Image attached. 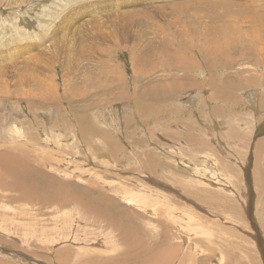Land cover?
<instances>
[{
    "label": "rangeland",
    "instance_id": "rangeland-1",
    "mask_svg": "<svg viewBox=\"0 0 264 264\" xmlns=\"http://www.w3.org/2000/svg\"><path fill=\"white\" fill-rule=\"evenodd\" d=\"M36 1L38 0H0V50H2L0 51V72L3 73L0 77L2 82H0V93L7 86L12 91L16 88L25 87L24 84L19 85V79H16L17 76H15L18 74L26 77L27 75L34 77L38 74L39 80L37 79V83H40L48 76L47 73L50 72L51 78L49 82L53 85L49 87V90H54V94L57 97L59 95L63 96L64 90L68 89V84H65L66 74L68 76L71 75L70 77L78 78V86L81 90L86 88L84 82L92 75L101 81V86L98 87L97 85L95 88H89L84 91L78 100L76 98L64 100L61 97L60 99L53 98L46 103L39 101L37 108L40 110L38 113L31 111L24 102L14 103L15 97L10 99L6 97L8 98L6 99L0 96V137H3L0 138V152L13 156V151H19L21 155L18 152H14V155L40 172L35 173L34 177H26L21 182L23 187H28L31 181L38 182V185L43 181L47 183L48 189L51 191L40 199L34 197L33 194L24 199V195L21 197V191L4 190L1 187V183L3 182V176L7 175L2 173L0 168V264L120 263H113L110 260L111 258L115 260L116 255L123 246V244L118 242L116 231L113 228L110 229L106 222L86 210L83 205L66 202L65 197L58 193L61 190L72 195L80 193V190H87L96 195L101 192L107 200L113 201L114 205L122 204L121 207L130 208L134 213L141 215V217L137 218L135 227H128V232L143 225L149 238H156V235H158L162 243V245H158L159 249L173 251V253L168 254L172 258L163 264H215L217 259L215 253L219 252L221 248V244L216 243V237L218 236L221 237H218V240L222 243L224 250L228 251L230 249L227 254L234 252L239 255L233 264H264V30L262 34L253 26L254 22L259 21H255L251 11L253 10L256 15H263L264 0H119V2L118 0H69V3H66L68 0H54L56 2L42 0V3ZM234 4L241 7H235V9L230 10L229 6ZM183 5L185 6L184 11H186L185 14L180 15L182 17V25L179 26L177 25V18L173 16L175 11H177L174 7L183 8ZM160 6H163L164 10H157ZM129 11H137L141 14L151 13L158 20V24L152 26V23L156 21L151 18L147 23L150 28L148 26L147 29L139 27L138 32V27L136 26H139L140 20L143 21L146 18L140 17L137 23L134 24L135 26H129L130 28L124 26L123 18L127 17L128 14L126 12ZM210 11H215L218 15L220 13L223 16L225 26L242 25L241 22H235L238 17L245 18L246 21L254 20L249 22L245 28L243 23L241 28L244 30L242 31L237 30L236 33H233V31L229 30L228 34L232 36L231 40L228 37L229 35L224 34L223 31H221L223 36L213 35L216 43H212V47L209 36L203 34V36L195 39L192 28L193 26L200 28L204 20L211 21L210 18H207ZM109 15L112 21L109 20L108 24L113 25V27L116 26L117 29L123 32L115 33L111 37L106 36L107 32L104 27L101 28L102 30H91L92 32H90L94 25L97 28L100 27L101 23L97 20L101 21V18L105 19ZM185 20L187 24H184ZM188 21H191V25ZM218 21L220 23V19ZM180 27L185 31V33H181L182 35L177 33L176 30ZM9 28L11 33L9 31L6 32ZM125 28L126 30L124 31ZM166 34L169 37L165 38V42H168L171 52L165 54L164 52H159V54L155 52V57L149 54V66L146 62H141V64L146 66L147 71L134 72L133 68L138 65V62L134 63L131 59L132 56L128 46L132 43L128 42L139 37L137 40H140L141 46L138 45L139 50L137 51L141 52L142 50L140 49L144 51V47L147 48L148 44H151L149 41L153 38L158 40L161 37H166ZM204 36L206 39L208 37L210 43L204 40ZM109 37L113 39L114 43ZM234 38L237 43L233 41ZM146 39L147 41H145ZM179 39L184 42H180ZM244 41L245 46H241ZM223 42L228 45L223 44ZM177 43H180V46ZM197 43L201 46H197ZM96 46L100 48L94 49ZM208 46L214 52L213 54L209 52V62L202 56L203 51L209 50ZM231 48L236 51L234 52L233 50L232 52ZM239 51H242V53ZM220 52H222L221 55L219 54ZM42 53L47 54L44 59ZM182 53L186 54L185 56L189 59H191V56L196 59V62L187 72L189 74L187 76H181L182 72L169 70L171 63H173L171 61H174V59L178 60L179 56L183 55ZM34 55H36L37 60H35L36 57L34 58ZM49 55L51 56L49 57ZM7 56L14 57L12 58L14 60H10L11 57L8 58ZM202 57L204 60H202ZM46 58H51L50 65L55 64L52 71H49V67L44 64ZM62 65L70 67L64 72V66ZM153 66H157V69L153 70ZM112 71L116 73L115 77ZM102 73L104 74L102 75ZM133 74L137 80L139 97H143L141 96L142 90L151 87L166 88V84L169 82L175 86V89L166 88L169 93L155 97L153 99L154 102L151 104V100H149L150 106L148 104L145 106L144 104L135 108L133 99H129L128 105L125 104L126 102L119 103L123 100L108 103L105 98L109 97L111 89L114 88L115 92L122 91L123 84H125V81L129 83ZM173 75L177 78V82L171 81L176 79ZM121 76L123 78H120ZM197 78L201 88L204 89L202 93L199 92L200 86L196 84L198 83L196 81ZM209 78L210 80H208ZM91 79L94 80L93 78ZM203 79H206V81ZM107 83H110V88L106 86ZM129 85L131 86L132 82ZM143 85L145 86L143 87ZM86 99L100 102L97 107L92 108L88 102L85 105ZM71 109L80 114H84L85 111L89 115L87 123L98 131L94 135L96 137H92V134L88 132L86 133L88 134L87 136H84L86 134L83 135L84 132L77 126V118ZM107 118L108 120H106ZM203 118L204 120H202ZM21 121L22 124L20 123ZM10 124H13L12 126L14 127L21 126L19 130L17 127V132H11L9 129ZM107 126L109 127L108 129H106ZM31 127L32 129L40 128V132L43 135L39 140L40 142L42 141V144L37 145V148L49 151L50 153L48 152L47 157L39 156L32 149L29 150L26 147L25 149L21 147L20 150L12 148L15 143L23 142L25 137V141L29 142L27 136L24 135L19 138L17 135L21 131L24 133L25 131H31ZM58 127H62L65 130L62 128L61 130ZM110 130L113 132L111 133ZM54 131L57 133L55 134ZM103 131H105V135ZM59 132L64 133L67 138H64V134L62 135ZM68 132H71V135ZM67 134L71 136V139L74 137L73 139L75 140H71ZM49 135H52V137ZM15 137L18 141H14ZM55 137L56 139L57 137L62 139L58 140V143L63 148L65 147L66 152L54 147L53 144H56ZM64 139L67 144L63 142ZM70 140L75 142V146ZM88 140L91 142L90 145H88ZM27 150L30 152L29 156H27ZM105 153L106 155H104ZM65 156L68 157L70 162L64 161ZM106 156L110 158L106 160ZM209 158H211L212 163ZM213 161L215 162L213 163ZM62 164L65 169L62 168ZM70 166H73V168H70ZM94 173H99L102 176H96ZM74 175L79 177H72ZM111 182L112 185L116 183L112 186ZM96 183L103 188L100 189ZM212 183L218 184L221 188L214 186L205 187ZM225 183L228 185L226 186L227 188ZM10 184L12 185V183ZM111 186L115 189L113 193L106 190L111 188ZM224 188H226L225 191ZM129 189H135L133 193L136 191L135 193L138 194L135 196L134 194L130 195L132 190L130 191ZM138 189L139 191L144 189L143 193H139ZM239 190L240 192H236ZM149 192H151L150 197H148ZM121 193L124 195L122 196ZM159 193L162 194L160 195ZM155 194H159V196L156 197L157 195L155 196ZM221 194L225 195L223 197L225 200H220L222 199ZM133 196L134 198H131ZM138 196L146 199L150 198V200L154 196L156 199L153 198L155 201L152 200L153 205L156 204L155 210H153L154 207L149 209V207L153 206L152 200H147L146 205L148 206H143L146 207V209H143L142 205L140 206L135 201V197ZM229 197H233L231 198L232 200ZM239 197L241 198L238 200L237 198ZM93 199H95L93 201L97 200V198ZM122 199H127L129 202ZM226 199L230 201L226 202ZM168 203L172 206L166 209L169 207L167 206ZM216 204L219 206H216ZM225 204L227 205L225 206ZM158 206L161 208L159 209ZM240 206H242L244 211L241 210L239 212ZM172 207L174 208L172 209ZM77 208L80 210L81 217L77 213ZM183 208L184 210L182 211ZM192 208H195L194 210L199 215L193 214ZM170 209L171 213L168 212ZM188 209L192 210V213ZM146 210H150L151 214L148 213L150 211L147 212ZM184 211H188L189 215L188 212L185 213ZM164 212L168 213L165 214ZM174 212L182 217L185 222L190 223L196 220L195 223L201 225V228H197L195 232L186 230V228L184 230L185 225L176 224L174 218H171ZM86 214H92L95 218ZM196 215L201 216V218ZM225 215L227 216L226 220ZM243 215L246 217H243ZM189 217L191 218L190 221ZM199 219L201 221H198ZM74 220L75 222H73ZM59 221L60 223H58ZM193 223H191L193 228L197 227ZM45 225L48 228H45ZM67 225L69 228H67ZM33 227L35 228L32 229ZM201 229H204L203 233ZM219 229L221 231H218ZM157 230H160V232ZM31 231L33 233H30ZM105 231H110L111 242L106 240L105 236L100 235V233L103 234ZM217 231L222 234H218ZM84 232H86V235ZM141 234L140 232L139 234L137 233V237H141ZM147 234H144L146 240ZM96 237L99 239L93 247V240ZM198 237L202 239L210 237L216 242L199 241ZM4 238L12 244L5 242ZM70 238L74 240L73 243H71L72 240ZM131 238L132 235L129 234V239L131 240ZM222 238H225L226 242ZM78 239L79 241H77ZM70 240L69 244L68 241ZM76 242L77 244L75 245ZM227 242L229 243L227 244ZM134 243H129V245ZM235 246L238 249L233 248ZM63 247H68L70 249L68 251L71 252L61 262L56 260V253L58 250L64 249ZM76 247L78 248L76 249ZM95 248H98L100 252L97 249L95 250ZM152 250L154 249L152 248ZM221 253L223 254V251ZM90 256H94L95 259H91ZM251 256L254 257L255 262L250 261ZM224 260L223 264H231L229 258Z\"/></svg>",
    "mask_w": 264,
    "mask_h": 264
},
{
    "label": "bare ground",
    "instance_id": "bare-ground-1",
    "mask_svg": "<svg viewBox=\"0 0 264 264\" xmlns=\"http://www.w3.org/2000/svg\"><path fill=\"white\" fill-rule=\"evenodd\" d=\"M53 2H56V1H54V0H52ZM92 1V0H91ZM254 1V0H253ZM36 2H41L42 3V0H38V1H36ZM118 2H119V0H118ZM124 2V1H123ZM200 2V1H199ZM64 3H65V1H64ZM66 3H69V0L66 2ZM102 3V2H101ZM127 3V2H126ZM95 4V3H94ZM94 4H91V5H94ZM204 4V3H203ZM214 4V3H213ZM84 5V4H83ZM99 5V4H98ZM102 5V4H101ZM119 5H121V4H119ZM179 5V4H178ZM201 5H202V3H201ZM205 5V4H204ZM95 6V5H94ZM194 6V5H193ZM203 6V5H202ZM206 6V5H205ZM240 5H237V4H234V5H232V6H229V9L231 10H233V9H235V7H239ZM97 7V6H96ZM184 5H183V8H181V7H174L175 9H177V11H175V13L173 14V16L175 17V18H177V25H182V21H181V16L180 15H182L183 13L185 14V11H184ZM196 7V6H195ZM204 7V6H203ZM202 7V8H203ZM207 7V6H206ZM241 7V6H240ZM83 8V7H82ZM193 8V7H192ZM63 9V8H62ZM119 9H120V7H119ZM228 9V10H229ZM87 10V9H86ZM157 10H164V7L163 6H160V7H158L157 8ZM199 10V9H198ZM203 10V9H202ZM205 10V9H204ZM229 10V11H230ZM192 11V10H191ZM200 11V10H199ZM207 11H208V9H207ZM252 11V13H253V15H254V18H255V21H259V22H254L253 23V26L255 27V28H257L261 33H262V31L264 30V14L263 15H256L255 14V12L253 11V10H251ZM87 12V11H86ZM198 12V11H197ZM89 13V12H88ZM123 13V12H122ZM128 15H127V17L126 18H123V25L124 26H133L134 24H136L137 23V21L139 20V18L140 17H146L143 21H141L140 20V22H139V26H136V27H138V32H139V27L140 28H145V29H147V26L149 25V24H147L148 22H149V20H151V18L152 19H155V21L156 22H154V23H152V26H154V25H157L158 24V20H156V17L155 16H153L151 13H145V14H141V13H139V12H137V11H129V12H126ZM125 13V14H126ZM187 13V12H186ZM119 14V13H118ZM170 14H172V12H170ZM194 14V13H193ZM199 14V13H198ZM207 14V13H206ZM70 15V14H69ZM167 16H168V14H166ZM220 15V16H219ZM219 15L218 14H216V12L215 11H210V13L208 14V16H207V18L209 19H211V21H208V20H204V22H203V25L199 28L198 26H193L192 28H193V30H194V35H195V39L198 37L199 38V36H203V34H205V35H207V36H209V40H210V42H211V45H212V43H216V41H215V39L213 38V35H220V36H223L222 35V32L221 31H223V33L224 34H226V35H229L228 34V32H230L229 30H231V31H233V33H236L237 32V30H239V31H242V30H244V29H242L241 27L243 26V23L245 24V26H244V28L247 26V24L249 23V22H251L252 20H254V19H251V20H249V21H246L245 20V18L244 19H242V18H240V17H238V18H236V20H235V22H237V23H239V22H241V24L242 25H240V26H225V23H224V19L222 18L223 16L219 13ZM100 16V15H99ZM171 16V15H170ZM191 16V15H190ZM101 17V16H100ZM259 17V19H257ZM118 18V17H117ZM165 18V17H164ZM184 18V17H183ZM221 18H222V20H221ZM100 19V18H99ZM113 19V18H112ZM116 19V18H115ZM148 21H147V20ZM159 19V18H158ZM166 19V18H165ZM172 19V18H171ZM204 19V18H203ZM220 19V23H219V20ZM109 20H111V17H110V15L109 16H107V18H101V21L100 20H97L99 23H101L100 24V27L99 28H97V26L96 25H94V27H93V29H90V32H92L91 30H93V31H96V30H99V29H101L102 27H104V29H106V32H107V35L106 36H110L111 37V35H113V34H115V33H118V32H123V31H121V30H119V29H117L116 28V26H114L113 27V25H109L108 24V21ZM194 20H196V19H194ZM112 21V20H111ZM197 21V20H196ZM66 22V21H65ZM184 22V21H183ZM189 22V21H188ZM191 22V21H190ZM189 22V23H190ZM202 22V21H201ZM111 23V22H110ZM117 23V22H116ZM120 23V22H119ZM160 23V22H159ZM179 23H181V24H179ZM170 24H173V23H170ZM184 24H187V22H186V20H185V22H184ZM196 24H197V22H196ZM190 25H191V23H190ZM135 26V25H134ZM162 26V25H161ZM160 26V27H161ZM175 26V25H174ZM213 26V27H212ZM83 27V26H82ZM135 27V28H136ZM149 28H150V26H148ZM182 27V26H181ZM181 27L179 28V29H176L177 30V33H180V35H182L181 33H185V31L183 30V29H181ZM232 27V28H231ZM130 28V27H129ZM134 28V27H133ZM155 28V27H154ZM214 28V29H213ZM85 29V28H84ZM83 29V30H84ZM132 29V28H131ZM144 29V30H145ZM156 29V28H155ZM160 29V28H159ZM158 29V30H159ZM172 29V28H171ZM10 30V28L9 29H7L6 30V32L7 31H9ZM13 30V29H12ZM87 30L89 31V29L87 28ZM102 30V29H101ZM126 30V28L124 29V31ZM104 31V30H103ZM160 31H161V29H160ZM164 31V30H163ZM191 31V30H190ZM10 32V31H9ZM193 32V31H192ZM11 33V32H10ZM189 33H191V32H189ZM3 34V33H2ZM93 34V33H92ZM130 34H132V33H130ZM188 34V33H187ZM263 34V33H262ZM5 35V34H4ZM62 35V34H61ZM78 35H81V34H78ZM86 35V34H85ZM94 35V34H93ZM135 35V34H134ZM136 35H137V32H136ZM139 36H140V34H138ZM144 35V34H143ZM163 35V34H162ZM264 35V34H263ZM8 36H9V34H8ZM10 36H12L11 34H10ZM173 36V35H172ZM186 36H188V35H186ZM235 36V35H234ZM84 37V36H83ZM110 37H109V39H110ZM127 37H128V35H127ZM160 37H161V35H160ZM167 37H169V35L168 34H166V37H161V38H159L158 40H156V39H152L151 41H149V43H151V44H148V47L146 48V47H144L145 48V50L143 51V49H140V50H142L141 52H138L137 50H139L138 49V45H140V40H137L139 37H137V39H134L133 41H131V42H128V43H132L130 46H128L129 47V51L131 52L130 53V55L132 56V60H133V62L135 63V62H138V65L137 66H135L133 69H134V72H138V73H141V72H145V71H147V68H145L146 66L144 65V64H141V62H146V64H148V66H149V61H150V59H149V54H151V55H153L154 57H155V52H158V54H159V52H164V54L165 53H169V52H171L170 51V46L168 45V42H165L166 40H165V38H167ZM183 37H184V34H183ZM194 37V36H193ZM228 37H230V40H231V37L232 36H228ZM3 38V37H2ZM1 38V39H2ZM6 38H7V36H6ZM57 38H58V36H57ZM129 38H130V35H129ZM143 38V37H142ZM141 38V39H142ZM156 38V37H155ZM158 38V37H157ZM173 38V37H172ZM190 38V37H189ZM205 38V39H204ZM204 38L202 37V39H204V40H207L208 42H209V40H208V37H207V39H206V37L204 36ZM219 38V37H218ZM240 38V37H239ZM86 39V38H85ZM95 39V38H94ZM184 39H186V38H184ZM183 39V40H184ZM3 40H4V38H3ZM93 40V39H92ZM91 40V41H92ZM110 40H112V42H113V39H110ZM116 40V39H115ZM122 40V39H121ZM187 40V39H186ZM194 40V39H193ZM198 40V39H197ZM216 40H217V38H216ZM2 41V40H1ZM9 41V40H8ZM87 41H89V40H87ZM90 41V42H91ZM95 41V40H94ZM118 41H120L119 39H118ZM142 41H143V39H142ZM145 41H147V39L145 40ZM179 41H180V39H179ZM178 41V42H179ZM233 41L234 42H236L237 43V41H236V39L234 38L233 39ZM180 42H182V41H180ZM184 42V41H183ZM182 42V43H183ZM187 42H188V40H187ZM201 42V41H200ZM209 42V43H210ZM242 42V41H241ZM5 43V42H4ZM114 43V42H113ZM143 43H146V42H143ZM181 43V44H182ZM3 44V43H2ZM71 44V43H70ZM97 44V43H96ZM111 44V43H110ZM171 44V43H170ZM177 44H179V46H180V43H177ZM192 44V43H191ZM193 44H194V42H193ZM223 44H225V45H228L226 42H223ZM1 45V44H0ZM147 45V44H146ZM157 45H158V48H157ZM161 45V46H160ZM172 45V44H171ZM195 45V44H194ZM204 45L205 46H207V44H205L204 43ZM209 46H210V44H208ZM5 46V45H4ZM116 46H118V45H116ZM141 46V45H140ZM197 46H201L199 43H197ZM203 46V45H202ZM208 46V47H209ZM218 46V45H217ZM235 46V45H234ZM241 46H245V41L242 43V45ZM30 47V46H29ZM36 47V46H35ZM160 47H162V48H160ZM182 47V46H181ZM204 47V46H203ZM212 47H213V45H212ZM0 48H1V46H0ZM98 48H100V47H98ZM97 48V46H96V48H94V49H98ZM141 48V47H140ZM142 48H143V46H142ZM176 48V47H175ZM216 48V47H215ZM245 48V47H244ZM29 49V48H28ZM125 49V48H124ZM174 49V48H173ZM178 49V48H177ZM181 49V48H180ZM179 49V50H180ZM12 50V49H11ZM15 50V49H14ZM56 50V49H55ZM70 50V49H69ZM183 50V49H182ZM206 50V49H205ZM231 50H232V52H233V48H231ZM0 51H2V50H0ZM66 51V50H65ZM73 51H74V49H73ZM94 51H96V50H94ZM99 51V50H98ZM202 51H203V49H202ZM215 51V50H214ZM226 51H227V48H226ZM229 51V50H228ZM236 50H234V52H235ZM28 52H29V50H28ZM31 52V51H30ZM175 52H177V51H175ZM179 52V51H178ZM204 52V51H203ZM203 52H202V56L209 62V52H211L212 54L214 53L213 51H212V49H210V47H209V50H206L205 52H204V54H203ZM239 52H241L242 53V51H239ZM8 53V52H7ZM19 53V52H18ZM52 53H53V51H52ZM173 53V52H172ZM221 53L222 52H220L219 54L221 55ZM230 53V52H229ZM14 54H17V53H14ZM20 54V53H19ZM28 54V53H27ZM59 54V53H58ZM67 54H69V53H67ZM118 54V53H117ZM176 54H178V53H176ZM183 54V53H182ZM188 54H189V52H188ZM3 55H4V52H3ZM11 55H12V53H11ZM42 55L44 56L43 57V59L47 56V54L46 53H42ZM56 55V54H55ZM170 55H172V54H170ZM186 54H183V55H181V56H179V58H178V60L177 59H174V61H171V62H173V63H171V65H170V67H169V70L170 71H179V72H182L183 74H185V75H181V76H187V75H189V74H187V72L191 69V67L193 66V64H194V62H196V59H194V57L193 56H191V59H189V58H187L186 56H185ZM15 56V55H14ZM40 56V55H39ZM51 55H49V57H50ZM73 56V55H72ZM160 56V55H159ZM165 56V55H164ZM188 56V55H187ZM212 56V55H211ZM8 57V56H7ZM11 57V59L10 60H12V58H14V57H12V56H10ZM10 57H8V58H10ZM36 57V55H34V58ZM68 57V56H67ZM166 57V56H165ZM175 57V56H174ZM176 57H177V55H176ZM203 57H202V60H204L203 59ZM1 58V57H0ZM23 58V57H22ZM32 58V57H31ZM40 58H41V56H40ZM158 58V57H157ZM156 58V59H157ZM160 58V57H159ZM163 58V57H162ZM168 58H169V55H168ZM212 58V57H211ZM19 59V58H18ZM24 59H25V57H24ZM152 59H153V57H152ZM165 59H167V58H165ZM170 59H171V57H170ZM213 59V58H212ZM14 60V59H13ZM12 60V61H13ZM35 60H37V57H36V59ZM41 60V59H40ZM154 60V59H153ZM173 60V59H172ZM43 61V60H42ZM45 61V60H44ZM50 61H52L51 60V58H46V62H44V64L47 66V67H49L48 68V70L49 71H52L53 69H54V67H55V64H51L50 65ZM66 61V60H65ZM164 61V60H163ZM162 61V62H163ZM8 62H9V60H8ZM11 62V61H10ZM38 62V61H37ZM152 62V61H151ZM150 62V63H151ZM161 62V63H162ZM169 62V61H168ZM167 62V63H168ZM204 62V61H203ZM1 63H3V62H1ZM32 63V62H31ZM36 63V62H35ZM90 63V62H89ZM133 63V64H134ZM154 63V62H153ZM164 63V62H163ZM170 63V62H169ZM205 63V62H204ZM222 63V62H221ZM38 64V63H37ZM40 64L42 65V63H41V61H40ZM66 64V63H65ZM99 64V63H98ZM110 64V63H109ZM137 64V63H136ZM69 65V64H68ZM154 65V64H153ZM206 65V64H205ZM62 66H64V72L65 71H67L66 69H69V67L70 66H67V65H62ZM95 66V65H94ZM87 67V66H86ZM154 67V66H153ZM157 67V66H156ZM156 67H154L153 68V70H155V69H157ZM5 68V67H4ZM110 68V67H109ZM149 68V67H148ZM151 68V67H150ZM92 69V68H91ZM207 69V68H206ZM72 70H74V69H72ZM75 70H76V68H75ZM90 70V69H89ZM112 70V69H111ZM151 70V69H150ZM77 71V70H76ZM165 71V70H164ZM75 72V71H74ZM92 72V71H91ZM99 72V71H98ZM186 72V73H185ZM24 73V72H23ZM26 73V72H25ZM37 73V72H36ZM87 73V72H86ZM169 73V72H168ZM48 74V76L44 79V80H42L40 83H37V79L39 80V76H38V74H37V76H34V77H31V76H28L27 75V77L26 76H22V74H20V76H19V74L18 75H15V76H17L16 77V79H19V85H21V84H24L25 85V87L24 88H21V89H18V88H16L15 90H13L12 91V89H10L9 90V88H8V86L7 87H5L2 91H1V93H0V96L1 97H9V99L11 98V97H15V99H14V103H19L20 101L21 102H24L26 105H28V107L31 109V111H36V113H38L39 112V110H38V108H37V106H39V101L40 102H42V103H46V102H49L51 99H53V98H56V99H60L61 97H62V99H64V100H67L68 98L69 99H72V98H76L77 100L79 99V97L83 94V92L84 91H86V90H88L89 88L91 89V88H95V86H97L98 85V87H100L101 86V81L96 77L95 78V76H90V77H88L87 79H86V81L84 82V85L86 86V88L84 89V90H81V89H79V83H78V78H74V77H70V76H68V74H66L67 75V79L65 80V84H68V89L66 88L65 90H64V94H63V96H55V94H54V90H49V87L51 86V85H53V84H50V82H49V80H50V72L49 73H47ZM46 74V75H47ZM73 74V73H72ZM88 74V73H87ZM104 73H102V75H103ZM112 74H113V76L114 75H116V73L114 72V71H112ZM1 75H3V73H1L0 72V77H1ZM91 75V74H90ZM96 75V74H95ZM176 75H177V73H176ZM33 76V75H32ZM85 76V75H84ZM96 76H98V75H96ZM112 76V77H113ZM174 76V75H173ZM209 76V75H208ZM4 77V76H3ZM64 77V76H63ZM86 77V76H85ZM115 77V76H114ZM127 77H130V76H127ZM175 77V76H174ZM180 77V76H179ZM204 77H206V76H204ZM91 78H93L94 80H92ZM120 78H123V76H121ZM176 78V77H175ZM201 78V77H200ZM64 79H65V77H64ZM118 79H119V76H118ZM127 79V78H126ZM0 80H1V78H0ZM203 80H205L206 81V79H203ZM208 80H210V78L208 79ZM121 81V80H120ZM172 82H177V78L176 79H173V80H171ZM198 83H196L198 86H200V93H202L203 92V90L204 89H202L201 88V85H200V82H199V79L197 78V80H196ZM1 82V81H0ZM129 82V81H128ZM130 82H132V85L130 86L129 85V83ZM130 82L129 83H127V81H125V84H123V86H122V91H120V92H115L114 91V88L113 89H111V91L109 92V97L106 99L105 98V100L109 103H112V102H114V101H118V100H123V101H120L119 103H121V102H126L125 104H127L128 102H129V99H133V101H134V106H135V108H138L139 106H141V105H144L145 104V106H146V104H148L149 106H150V104L152 103V102H154L153 101V99L155 98V97H160V96H163V95H167L168 93H169V91H168V89H166V88H169V89H175V86L174 85H172V84H170V82L169 83H167L166 84V88H162V87H151V88H146L145 90H142V92H141V96H143V97H139V95H138V85H137V80L135 79V76H134V74L130 77ZM203 83H204V81H202ZM210 82V81H209ZM2 83V82H1ZM3 83H4V81H3ZM105 83V82H104ZM37 84V85H36ZM113 84V83H112ZM205 85V84H204ZM106 86L108 87V88H110L111 86H110V83H107L106 84ZM145 85H143V87H144ZM55 87V86H54ZM48 88V89H47ZM188 88H189V86H188ZM220 89V88H219ZM45 90H46V92H45ZM199 92H197V94H199L200 95V93ZM220 92H221V90H220ZM14 93V94H13ZM91 94H92V92H91ZM103 94V93H102ZM107 94V93H106ZM219 94V93H218ZM221 94V93H220ZM100 95V94H99ZM108 95V94H107ZM145 96H149V97H145ZM219 96V95H218ZM37 98H38V100H37ZM6 99H8V98H6ZM100 99V98H99ZM103 99V98H102ZM149 100H151V102H150V104H149ZM207 100H209V99H207ZM5 101V100H4ZM3 101V102H4ZM89 103V106L90 107H92V108H94V107H97L98 105H99V102L100 101H97V100H91V101H89V100H85V105H86V103ZM106 102V103H107ZM102 103H103V101H102ZM105 103V102H104ZM122 104V103H121ZM18 105H20V104H18ZM101 105V104H100ZM111 105V104H110ZM128 105V104H127ZM107 106V105H106ZM129 106H130V104H129ZM112 107V106H111ZM127 107V106H126ZM143 108H144V106H142ZM14 108V107H13ZM114 108V107H113ZM130 108V107H129ZM132 108V107H131ZM110 109V108H109ZM22 110H23V108H22ZM74 113H75V117L77 118V126L84 132L83 133V135L84 134H86L87 132L88 133H90V134H92V137L94 136V135H96L97 133H98V131L96 130V128H94L92 125H90V124H88L87 123V119H88V116L89 115H87V113L84 111V114H80L79 112H77V111H74L73 109H71ZM129 110V109H128ZM131 110V109H130ZM133 110V109H132ZM139 111H140V109H139ZM112 112H113V109H112ZM141 113V112H140ZM17 114V113H16ZM119 114V113H118ZM101 117V116H100ZM108 117V116H107ZM111 117V116H110ZM104 118V117H103ZM100 119V118H99ZM105 119V118H104ZM206 119V118H205ZM34 120H36V119H34ZM106 120H108V118L106 119ZM106 120H104V121H106ZM202 120H204V118L202 119ZM207 120V119H206ZM26 122V121H25ZM15 123V122H14ZM21 124H22V121L20 122ZM20 123H16V124H20ZM106 123H107V121H106ZM110 123V122H109ZM26 124V123H25ZM207 124V123H206ZM13 125V124H12ZM11 124H10V127H9V129H10V131L12 132V131H18L19 130V127L21 126V125H19V127L18 126H16V127H14V126H12ZM23 125H24V122H23ZM22 125V126H23ZM107 125V124H106ZM119 125V124H118ZM25 126H27V125H25ZM37 126V125H36ZM114 126H115V124L113 125V128H114ZM17 127H18V130H17ZM38 127V126H37ZM70 127V126H69ZM102 127V126H101ZM100 127V128H101ZM116 127H118V126H116ZM119 127H120V125H119ZM58 128H60V127H58ZM62 128V127H61ZM60 128V129H61ZM109 127L107 126V128L106 129H108ZM31 129H32V127H31ZM63 129V128H62ZM61 129V130H62ZM98 129V128H97ZM115 129H118V128H115ZM120 129V128H119ZM134 129V128H133ZM7 130V129H6ZM63 130H65V129H63ZM69 130V129H68ZM104 130V129H103ZM113 130V129H112ZM112 130H110L111 131V133L113 132ZM251 130V129H250ZM21 131V130H20ZM29 131V130H28ZM60 131V130H59ZM119 131V130H118ZM121 131V130H120ZM11 132H9V133H11ZM16 132H14V133H16ZM64 132V131H63ZM104 132V135L106 134L105 133V131H103ZM102 132V133H103ZM124 132V131H123ZM54 133H55V131H54ZM57 133V132H56ZM55 133V134H56ZM59 133H61L62 134V132H59ZM68 133H70L69 135H71V132H68ZM115 133V132H114ZM7 134H8V132H7ZM52 134H53V132H52ZM64 134V133H63ZM62 134V135H63ZM73 134V133H72ZM81 134H82V132H81ZM101 134V133H100ZM109 134V133H108ZM116 134V133H115ZM16 135V134H15ZM27 136L28 138V140H29V142H27V141H25V138H24V141L22 142V141H20V142H17V143H15L14 145H13V147L12 148H16V149H21V147L23 148V149H25V147L26 148H29V150L30 149H32L33 150V152H35V153H37L39 156H43V157H47L48 156V154L50 153L49 151V153L47 152V150L45 151V150H40L39 148H37V145H40V144H42V141L40 142V137L43 135L41 132H40V128H38V129H32L31 131H29V132H27V131H25V133L23 132V131H21V132H19V134L17 135V137L19 136V138H21V137H23V136ZM58 135H60V134H58ZM68 135V134H67ZM68 135V136H69ZM83 135H82V137H83ZM88 134H86V135H84V136H87ZM50 136V135H49ZM54 136V135H53ZM110 136V135H109ZM7 137H9V136H7ZM50 137H52V135L50 136ZM63 137L65 138H67V136H65V134L63 135ZM62 137V138H63ZM70 137V139H71V136H69ZM72 137H73V135H72ZM81 137V138H82ZM88 137H91V136H88ZM94 137H96V136H94ZM106 137V136H105ZM0 138H3V137H0ZM5 138V137H4ZM13 138V137H12ZM12 138H10V139H12ZM44 138V137H43ZM42 138V139H43ZM48 138V137H47ZM74 138V137H73ZM71 139V140H75V139ZM84 138V137H83ZM104 138V137H103ZM46 139V138H45ZM105 139V138H104ZM110 139V138H109ZM108 139V140H109ZM1 140V139H0ZM44 140V139H43ZM53 141H54V139H52ZM51 140V141H52ZM58 140H62L60 137H57V139H56V137H55V142H56V144H53L54 145V147H58L60 150H62V151H65L66 152V150L58 143L59 141ZM70 140V142H72L73 143V146H75L74 144H75V142H73V141H71ZM90 140H92L91 138H90ZM14 141H18L17 139H16V137H15V139H14ZM47 141V140H46ZM106 141V140H105ZM63 142H65V139L63 140ZM62 142V143H63ZM67 142V141H66ZM65 142V143H66ZM94 142V141H93ZM102 142V141H101ZM108 142V141H107ZM112 142V141H111ZM151 142V141H150ZM53 143V142H52ZM87 143V142H86ZM88 145H90V143L91 142H89V140H88ZM95 143V142H94ZM103 143V142H102ZM105 143V142H104ZM169 143V142H168ZM49 145H50V143H48ZM67 144V143H66ZM68 144H69V142H68ZM77 144V143H76ZM52 145V144H51ZM52 145V146H53ZM71 145V144H70ZM94 145H96V144H94ZM93 145V146H94ZM105 145H107V144H105ZM109 145H111V144H109ZM134 145H136V144H134ZM44 146V145H43ZM46 146V145H45ZM47 147V146H46ZM88 147V146H87ZM92 147V146H91ZM111 147V146H110ZM150 147V146H149ZM40 148H42V147H40ZM57 148V149H58ZM100 148V147H99ZM103 148V147H102ZM112 148V147H111ZM134 148V147H133ZM258 148V147H257ZM43 149H44V147H43ZM47 149V148H46ZM50 149V148H49ZM68 149H71V148H68ZM89 149V148H88ZM93 149H94V147H93ZM97 149V148H96ZM110 149V148H109ZM108 149V150H109ZM31 150V151H32ZM34 150H36V151H34ZM59 150V151H60ZM90 150V149H89ZM103 150H105V148H103ZM69 151V150H68ZM68 151H67V153H68ZM72 151H74V150H72ZM76 151V150H75ZM88 151V150H87ZM209 151V150H208ZM14 152H18L20 155H21V153L19 152V151H13L12 152V154H13V156H9V155H7V154H2L1 152H0V168H1V170H2V173H5L7 176H3L4 178H3V182L1 183V187H2V189H4V190H16V191H21L22 192V194H21V197L23 196V198L24 199H26L30 194H33V196L34 197H36L37 199H40V198H42V197H44V196H46L48 193H50L51 191L48 189V186H47V183L46 182H43V181H41V183H40V185H38V182H36V181H31L30 182V184L28 185V187H23L22 185H21V182L26 178V177H34L35 176V173H40L39 171H37V169H35V168H32V166L30 165V164H28V163H26V162H24V161H22L20 158H18V156H15L14 155ZM89 152V151H88ZM101 152H103V151H101ZM105 152H107V151H105ZM112 152V151H111ZM66 153V154H67ZM75 153V152H74ZM99 153V152H98ZM256 153V152H255ZM71 153H69V155H70ZM84 154V153H83ZM91 154V153H90ZM108 154V153H107ZM30 155V152L27 150V156H29ZM69 155H67L69 158H70V156ZM87 155H89V154H87ZM96 155V154H95ZM104 155H106V153L104 154ZM109 155V154H108ZM67 156H65V159H64V161H66L67 163L68 162H70V160L68 159V157ZM71 156H72V154H71ZM80 156V155H79ZM94 157V156H93ZM97 157V156H96ZM105 157V156H104ZM210 157V156H209ZM76 158V157H75ZM90 158H92V157H90ZM108 158H110V157H107L106 156V160L108 159ZM74 159V158H73ZM139 159V158H138ZM206 159H208V158H206ZM210 159V161H211V163H212V160H211V158H209ZM191 161V160H190ZM209 161V162H210ZM207 162V161H206ZM215 161H213V163H214ZM62 163H63V161H62ZM219 163V162H218ZM66 164V163H65ZM71 164H72V162H71ZM109 164H110V162H109ZM112 164V163H111ZM113 164H114V162H113ZM156 164V163H155ZM212 165V164H211ZM218 165V164H217ZM62 168L63 169H65L64 168V165L62 164ZM111 166V165H110ZM220 166V165H219ZM229 166V165H228ZM240 166V165H239ZM225 167V166H224ZM70 168H73V166H70ZM216 169H218L217 167H216ZM219 169H220V167H219ZM221 170H222V168H221ZM83 171V170H82ZM87 171V170H86ZM153 171V170H152ZM88 172V171H87ZM70 173V172H69ZM96 176H102L101 174H99V173H94ZM211 174V173H210ZM83 175V174H82ZM81 175V176H82ZM93 176V175H92ZM140 176H141V174H140ZM144 176H145V174H144ZM228 176V175H227ZM6 177V178H5ZM72 177H79L78 175H74V176H72ZM104 177V176H103ZM234 177V176H233ZM104 178H106V177H104ZM47 179H49V178H47ZM215 179H217V178H215ZM227 179V178H226ZM49 180H52V179H49ZM107 180V179H106ZM113 180V179H112ZM115 180V179H114ZM110 181V180H109ZM231 181V180H230ZM114 182V181H113ZM210 182V181H209ZM214 182V181H213ZM233 182V181H232ZM10 183H12V185L10 184ZM116 183V182H115ZM114 183V184H115ZM179 183V182H178ZM103 184V183H102ZM113 184V185H114ZM121 185H122V183H120ZM165 184V183H164ZM226 184V183H225ZM229 185H230V183H228ZM231 184H233V183H231ZM235 184V183H234ZM96 185L101 189V188H103V187H101V186H99L97 183H96ZM108 185V184H107ZM111 185H112V182H111ZM112 185V186H113ZM117 185V184H116ZM125 185V184H124ZM123 185V186H124ZM142 185V184H141ZM149 185V184H148ZM110 186V185H109ZM112 186H111V188H109V189H106L107 190V192H110V193H113V190H115L114 188H112ZM208 186H214V187H219V185L218 184H216V183H212V184H210V185H207V186H205V187H208ZM226 186H228L227 184L225 185V187ZM232 187H233V185H231ZM235 186V185H234ZM118 187H119V185H118ZM198 187V186H197ZM25 188V189H24ZM123 188V187H122ZM122 188H121V190H122ZM126 188V187H125ZM219 188H221V187H219ZM227 188V187H226ZM226 188H224V191L226 190ZM231 188V187H230ZM124 189V188H123ZM127 189V188H126ZM204 189V188H203ZM202 189V190H203ZM218 189V188H217ZM233 189H235V188H233ZM130 190V189H129ZM128 190V191H129ZM132 190V189H131ZM130 190V191H131ZM135 190V189H134ZM134 190H132V193L130 192V195H133L134 194V196L135 195H137L138 193H133V191ZM141 190V189H140ZM230 190V189H229ZM238 190V189H237ZM125 191H127V190H125ZM124 191V192H125ZM142 191H144V189H142ZM142 191H139V189H138V192L140 193V192H142ZM165 191V190H164ZM216 191V190H215ZM219 191V190H218ZM221 191H223V190H221ZM243 191V190H242ZM119 192H121L120 190H119ZM190 192V191H189ZM213 192V191H212ZM235 192V191H234ZM236 192H240V190L239 191H236ZM59 194H61V195H63L64 197H65V200H66V202H68V203H72V204H81V205H83V207H85V209L86 210H88L89 212H91L93 215H95L97 218H101L102 219V221H104V222H106L109 226H110V229L111 228H113V230H115L116 232L115 233H117L118 234V242L120 243V244H123V246H122V249H121V251L116 255V258H115V260H114V258H111L110 260L113 262V263H116V262H120L119 264H125V263H127V264H163L165 261H167V260H170V258H172V256H169L168 254H170V253H173V251L172 250H168V251H166V250H162V249H159V247H158V245H162V243H161V238H159L158 237V235H156V238H153V237H150L149 238V236H148V234H147V232H146V229H145V227L143 226V225H140L139 227H137L135 230H132V231H130V232H128V227L129 226H131V227H135L136 225V222H137V218L138 217H141V215H139V214H136V213H134L133 212V210H131L130 208H127V207H121V205H114L113 204V201H109V200H107L105 197H104V195L101 193V192H98V194L96 195V194H94V193H91V192H89V191H87V190H84V191H81L80 190V193H74L73 195L72 194H70L69 192H66V191H64V190H61V191H59L58 192ZM143 193V192H142ZM141 193V194H142ZM150 193L151 192H149V196L148 197H150ZM172 193V192H171ZM204 193V192H203ZM211 193V192H210ZM233 193V192H232ZM242 193V192H241ZM117 194V193H116ZM122 194V196L124 195L123 193H121ZM125 194H126V192H125ZM160 194V193H159ZM159 194H155V196L156 197H158L159 196ZM162 194V193H161ZM160 194V195H161ZM240 194V193H239ZM118 195V194H117ZM153 195V194H152ZM151 195V196H152ZM189 195V194H188ZM215 195H218V194H215ZM222 195V194H221ZM241 195V194H240ZM243 195H244V193H243ZM246 195V194H245ZM128 196V195H127ZM134 196L133 197H131V198H134ZM142 196V195H141ZM141 196H138V197H135L136 198V200L135 201H137L139 204H140V206L142 205V207L143 206H145L146 205V203H147V200H150V198L148 199H146V198H144V197H141ZM144 196V195H143ZM194 196V195H193ZM212 196V195H211ZM225 196V195H224ZM223 195H222V199H220V200H225V199H223V197H224ZM236 196V195H235ZM239 196V195H238ZM237 196V197H238ZM242 196V195H241ZM121 197V196H120ZM147 197V196H146ZM165 197V196H164ZM164 197H160V198H164ZM196 197V196H195ZM201 197V196H200ZM93 198H97V200L96 201H93V200H95V199H93ZM123 198V197H122ZM126 198V197H125ZM128 198V197H127ZM154 198V196L153 197H151V200ZM199 198V197H198ZM219 198V197H218ZM231 198H233V197H231ZM230 197H229V199L230 200H232ZM241 197H239V198H237L238 200L240 199ZM243 198V197H242ZM154 199H156V198H154ZM153 199V200H154ZM166 199H167V196H166ZM182 199V198H181ZM195 199V198H194ZM228 199V200H229ZM257 199V198H256ZM122 200H125V199H122ZM132 200H134V199H132ZM150 200V201H151ZM153 200H152V205H153ZM164 200V199H163ZM169 200V199H168ZM218 200V199H217ZM219 200V201H220ZM227 199H226V202L228 201ZM229 200V201H230ZM244 200V199H243ZM243 200H242V202H243ZM125 201H128L127 199L125 200ZM131 201V200H130ZM134 201V202H135ZM155 201V200H154ZM234 201H236V200H234ZM246 201H247V198H246ZM129 202V201H128ZM157 202H158V200H157ZM157 202H155V203H157ZM165 202V201H164ZM198 202V201H197ZM233 202V201H232ZM127 203V202H126ZM131 203V202H130ZM133 203V202H132ZM137 203V204H138ZM148 203H149V201H148ZM170 203H172V202H170ZM200 203H201V201H200ZM230 203V202H229ZM235 203H238V202H235ZM241 203V202H240ZM129 204V203H128ZM135 204H136V202H135ZM166 204V203H165ZM224 204V203H223ZM133 205H134V203H133ZM158 205V204H157ZM199 205V204H198ZM227 204H225V206H226ZM137 206V205H136ZM148 205H146V207H147ZM155 206H156V204L155 205H153V206H151V207H149V209L150 208H153L154 207V209L153 210H155ZM167 206H169L168 208H166V205H165V208L166 209H169V208H171L170 206H172V205H170L169 203H168V205ZM174 206V205H173ZM215 206V205H214ZM216 206H219V205H217L216 204ZM139 207V206H138ZM146 207H143V209L145 208L146 209ZM177 207H180V206H177ZM184 208H185V206H183ZM187 207V206H186ZM193 207V206H192ZM203 207H205V206H203ZM239 207V206H238ZM241 208H240V211L239 212H241V210H243L244 211V209H242V206H240ZM111 208H113V209H111ZM158 208L160 209L161 207L160 206H158ZM157 208V209H158ZM174 207H172V209H173ZM184 208L182 209V211L184 210ZM220 208V207H219ZM246 208H248V207H246ZM78 209V208H77ZM111 209V210H110ZM178 209V208H177ZM186 209V208H185ZM190 209H191V207H190ZM193 209V211L192 210H189L190 212L192 211L193 212V214H195L196 213V211L194 210L195 208H192ZM197 209V208H196ZM249 209V208H248ZM75 210V209H74ZM86 210H85V212H86ZM138 210V209H137ZM163 210V209H162ZM175 210V209H174ZM181 210V209H180ZM219 210H221V209H219ZM223 210V209H222ZM73 211V210H72ZM79 209H78V212L77 213H79ZM144 211V210H143ZM147 211V210H146ZM145 211V212H146ZM148 211H150V210H148ZM147 211V212H148ZM166 211H168V210H166ZM171 211V209L168 211V212H170ZM177 211V210H176ZM216 211V210H215ZM144 212V213H145ZM153 212V211H152ZM155 212V211H154ZM168 212H166V213H168ZM172 212V211H171ZM170 212V213H171ZM185 212V211H184ZM186 212H188V211H186ZM185 212V213H186ZM191 212V213H192ZM229 212V211H228ZM148 213H150L151 214V211L150 212H148ZM165 213V212H164ZM165 213V214H166ZM179 213V212H178ZM181 213V212H180ZM183 213V212H182ZM231 213V212H230ZM245 213V212H244ZM71 214V213H70ZM80 214V213H79ZM92 214H88V215H91V217H94L95 218V216H92ZM192 214V215H193ZM196 214H198V212L196 213ZM242 214V213H241ZM74 215V214H73ZM87 215V214H86ZM87 215V216H88ZM171 215V214H170ZM182 215H184V214H182ZM186 215V214H185ZM188 215H189V212H188ZM199 215V214H198ZM214 215V214H213ZM226 215H228V214H226ZM225 215V216H226ZM75 216V215H74ZM77 217H78V215H76ZM153 216V215H152ZM174 216V217H173ZM173 216L171 217V218H174V220L176 221V224H178L179 223V225L180 224H182V225H185L186 227H184V230H185V228H186V230L188 229V230H190V231H193V232H195V230L197 229V228H201L200 226L201 225H198L197 223H195L196 222V220L195 221H191L190 223L189 222H185L184 220H183V218L182 217H180L177 213H173ZM195 216V215H194ZM197 216V215H196ZM204 216V215H203ZM240 216V215H239ZM70 217V216H69ZM80 217H81V214H80ZM79 217V218H80ZM184 217V216H183ZM198 218H201V216H197ZM228 217H230L229 215H228ZM234 217V216H233ZM243 217H246L245 215H243ZM74 218V217H73ZM169 218V217H168ZM188 218V217H187ZM193 218V217H192ZM71 219V218H70ZM75 219V218H74ZM190 217H189V221H190ZM194 219V218H193ZM192 219V220H193ZM227 219V216H226V218H225V220ZM247 219V218H246ZM72 220V219H71ZM70 220V221H71ZM76 220V219H75ZM75 220L73 221V222H75ZM80 221H81V219H79ZM149 220V219H148ZM180 220H181V222H180ZM188 220V219H187ZM147 221V220H146ZM198 221H201L200 219L198 220ZM72 222V221H71ZM150 222V221H149ZM174 222V221H173ZM195 223V226H197V227H194L193 228V226L191 225V223ZM229 222V221H228ZM55 223V222H54ZM58 223H60V221L58 222ZM82 223V222H81ZM80 223V224H81ZM147 223H148V221H147ZM152 223H153V221H152ZM193 223V224H194ZM221 223V222H220ZM71 224H73V223H71ZM155 224V223H154ZM153 224V226H155ZM158 224V223H157ZM197 224V225H196ZM222 224V223H221ZM226 224V223H225ZM234 224V223H233ZM232 224V225H233ZM57 225V224H56ZM74 225V224H73ZM72 225V226H73ZM46 226V225H45ZM74 226H76V225H74ZM78 226H79V224H78ZM160 226V225H159ZM158 226V227H159ZM13 227V226H12ZM58 227V226H57ZM60 227V226H59ZM83 227V226H82ZM28 228H29V226H28ZM31 228V227H30ZM35 227H33L32 229H34ZM45 228H48L47 226L45 227ZM67 228H69L68 227V225H67ZM80 228H81V226H80ZM155 228V227H154ZM52 229V228H51ZM74 229V228H73ZM157 229V228H156ZM31 230V229H30ZM29 230V231H30ZM85 230H86V228H85ZM130 230H131V228H130ZM155 230V229H154ZM35 232H36V230H34ZM38 231V230H37ZM76 231V230H75ZM158 231V230H157ZM201 231H202V233L204 232V229H201ZM218 231H221L220 229L218 230ZM217 231V233L218 234H222V233H220V232H218ZM27 232V231H26ZM70 232V231H69ZM71 232H72V230H71ZM87 232V231H86ZM86 232H84L85 233V235H86ZM139 232L140 233H142L141 234V237H137V233L139 234ZM158 232H160V230L158 231ZM197 232V231H196ZM30 233H33L32 231L30 232ZM38 233V232H37ZM88 233H89V231H88ZM87 233V234H88ZM35 234V233H34ZM72 234V233H71ZM90 234V233H89ZM129 234H131L132 235V238H131V240L129 239ZM144 234H147V240L144 238ZM73 235V234H72ZM72 235H71V237H72ZM74 235H75V233H74ZM100 235L102 236H105L104 238H106V240H110V242H111V238H110V236L109 235H111V233H110V231H105V232H103V234H101L100 233ZM228 236V235H227ZM31 237H33V236H31ZM107 237H109V238H107ZM218 237H220V236H218ZM218 237H216V239H217V242L214 240V239H212V238H210V237H207V238H205V239H202V238H199V241H201V240H207L208 242H216V243H218V244H221L220 245V249H222V250H220L219 249V252H216L215 253V256H217V259H216V261H215V264H223V262L225 261L224 259H228L229 258V260H230V263L231 264H233L236 260H237V257H239V255H237L236 253H230V254H227L228 252H229V248L227 247V249H229L228 251L227 250H224V247L222 246V243L220 242V240H218ZM79 238V237H78ZM103 238V239H104ZM197 238V239H198ZM221 238V237H220ZM71 239V238H70ZM73 239H74V237H73ZM73 239H71L72 240V242H71V240L70 241H68L69 242V244H70V242L71 243H73L74 242V240ZM98 237H96L94 240H93V244H92V246L94 247L95 245H96V243L98 242ZM223 239V238H222ZM221 239V240H222ZM225 239V238H224ZM223 239V240H224ZM227 239V238H226ZM229 239V238H228ZM4 240H5V238H4ZM67 240V239H66ZM112 240H114V239H112ZM192 240V239H191ZM196 240V239H195ZM77 241H79V239L77 240ZM193 241V240H192ZM225 241V240H224ZM223 241V242H224ZM5 242H7V243H9V244H12L10 241H8V240H5ZM51 242V241H50ZM49 242V243H50ZM106 242V241H105ZM109 241H108V243H110ZM134 242H136V243H134ZM226 242V241H225ZM101 243V242H100ZM129 243H134V244H132V245H129ZM229 242H227V244H228ZM239 243V242H238ZM77 244V242L75 243V245ZM79 244V243H78ZM112 244V243H111ZM116 244H117V242H116ZM200 244V243H199ZM258 244V243H257ZM73 245V244H72ZM72 245H71V247H72ZM104 245H105V243H104ZM197 245V244H196ZM230 245V244H229ZM80 246V245H79ZM78 246V247H79ZM103 246V245H102ZM107 246V245H106ZM110 246V245H109ZM117 246H118V244H117ZM120 246V245H119ZM224 246H226V245H224ZM238 246V245H237ZM242 246V245H241ZM78 247H76V249L78 248ZM81 247V246H80ZM121 247V246H120ZM119 247V248H120ZM256 247V246H255ZM64 248V247H63ZM110 248V247H109ZM113 248V247H112ZM116 248V247H115ZM154 249V250H152L151 251V249ZM233 248H237L236 246L235 247H233ZM232 248V249H233ZM98 250V248H95V250ZM102 249V248H101ZM238 249V248H237ZM68 250H70L68 247H66V248H64V249H61V250H58L57 251V253H56V256H57V259L56 260H58V261H61V262H63V260L67 257V256H69V254H70V252L71 251H68ZM80 250V249H79ZM99 252H100V250H98ZM106 251V250H105ZM108 251V250H107ZM223 251V254L221 253ZM247 251V250H246ZM102 252V251H101ZM103 253V252H102ZM112 253V252H111ZM114 255V254H113ZM223 255V256H222ZM90 258L91 259H95V257L94 256H90ZM232 258V259H231ZM196 259V258H195ZM247 259H248V257H247ZM239 261V260H238ZM250 261L251 262H255L254 261V257H252L251 256V259H250ZM123 262V263H122ZM229 262V261H228ZM248 262V261H247ZM107 264H110V262H108ZM245 264V263H244Z\"/></svg>",
    "mask_w": 264,
    "mask_h": 264
}]
</instances>
